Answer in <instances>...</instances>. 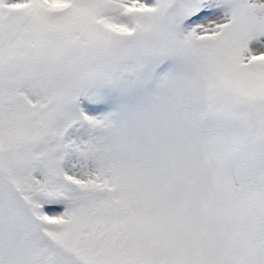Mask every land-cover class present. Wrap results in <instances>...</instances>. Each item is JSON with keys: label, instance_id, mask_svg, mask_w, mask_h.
<instances>
[{"label": "snow or ice", "instance_id": "obj_1", "mask_svg": "<svg viewBox=\"0 0 264 264\" xmlns=\"http://www.w3.org/2000/svg\"><path fill=\"white\" fill-rule=\"evenodd\" d=\"M0 264H264V0H0Z\"/></svg>", "mask_w": 264, "mask_h": 264}]
</instances>
